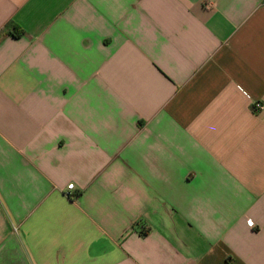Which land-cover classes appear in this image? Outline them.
<instances>
[{"label": "crops", "instance_id": "1", "mask_svg": "<svg viewBox=\"0 0 264 264\" xmlns=\"http://www.w3.org/2000/svg\"><path fill=\"white\" fill-rule=\"evenodd\" d=\"M0 264H264V0H0Z\"/></svg>", "mask_w": 264, "mask_h": 264}, {"label": "built area", "instance_id": "2", "mask_svg": "<svg viewBox=\"0 0 264 264\" xmlns=\"http://www.w3.org/2000/svg\"><path fill=\"white\" fill-rule=\"evenodd\" d=\"M253 109L254 110H262L263 109V105L259 102H255L253 103ZM68 189V192L65 193V195L68 197V198H72V193L70 192V190L73 189V185H69L67 187ZM247 224L250 226V227H254V223L251 221V220H247Z\"/></svg>", "mask_w": 264, "mask_h": 264}, {"label": "trees", "instance_id": "3", "mask_svg": "<svg viewBox=\"0 0 264 264\" xmlns=\"http://www.w3.org/2000/svg\"><path fill=\"white\" fill-rule=\"evenodd\" d=\"M11 28H13V31L11 30L9 32V34L12 35L13 37L19 38L22 35L23 32L20 29H17L16 26H13ZM17 30H18V32H17Z\"/></svg>", "mask_w": 264, "mask_h": 264}]
</instances>
